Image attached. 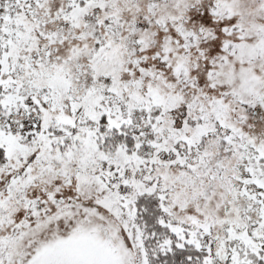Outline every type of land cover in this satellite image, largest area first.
I'll return each instance as SVG.
<instances>
[{
    "label": "snow or ice",
    "instance_id": "1",
    "mask_svg": "<svg viewBox=\"0 0 264 264\" xmlns=\"http://www.w3.org/2000/svg\"><path fill=\"white\" fill-rule=\"evenodd\" d=\"M0 264H264V0H0Z\"/></svg>",
    "mask_w": 264,
    "mask_h": 264
}]
</instances>
